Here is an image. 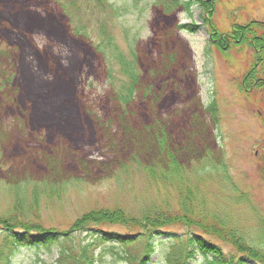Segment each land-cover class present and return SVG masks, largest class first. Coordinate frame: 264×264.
I'll return each instance as SVG.
<instances>
[{"label": "rangeland", "instance_id": "374dc122", "mask_svg": "<svg viewBox=\"0 0 264 264\" xmlns=\"http://www.w3.org/2000/svg\"><path fill=\"white\" fill-rule=\"evenodd\" d=\"M60 1L0 0V69L12 79L0 93V225L20 220L62 234L98 213L115 223L101 222L105 231L162 239L146 264H165L167 253L178 264H202L171 244L191 231L174 226L154 237L148 220L178 204L176 189L160 179L175 169L173 158L188 165L202 211L252 237L254 210L264 214V118L244 80L259 60L244 44L248 35L234 29L264 23V0H202L203 13L194 5L192 18L144 1L118 20L102 4L110 0ZM185 24L196 31L181 30ZM228 35L233 43L221 40ZM209 165L225 167L231 182L208 174ZM153 170L157 181L148 177ZM236 187L250 203L238 201ZM146 245L129 251L140 257ZM31 250L14 264H33ZM56 258L42 255L47 264Z\"/></svg>", "mask_w": 264, "mask_h": 264}, {"label": "trees", "instance_id": "16d2710c", "mask_svg": "<svg viewBox=\"0 0 264 264\" xmlns=\"http://www.w3.org/2000/svg\"><path fill=\"white\" fill-rule=\"evenodd\" d=\"M59 4H62L60 0H53ZM144 1H148L151 7L159 8V11L166 16L169 14H175L185 11L190 18L193 17L192 6L196 8L199 6L198 11L203 13V5L200 7L202 0H134L132 4L131 0L123 2L121 5H116L113 0L102 3L104 5H110L111 10L115 14V19L118 20V16L121 13L126 15L136 14L140 12V6ZM200 4V5H199ZM197 9V8H196ZM123 15V14H122ZM174 15V16H175ZM126 28V27H125ZM181 30L195 32L194 25H185L180 27ZM244 32L248 35L244 44H247L250 49L255 52L256 61L258 64L252 66L247 73L248 77L244 80V83H250V88L246 90V94L251 93L252 98H255L256 111L260 119L264 118V23L258 21L249 25L237 27L234 31ZM125 38L130 43L136 42V35H131L129 29H124ZM80 35V34H77ZM234 34L233 36H235ZM219 36V35H218ZM232 36V35H231ZM230 35L228 38L233 39ZM1 42H4L0 38ZM134 44V43H133ZM1 53L4 52L0 50ZM0 53V54H1ZM4 55V54H3ZM2 55H0L1 57ZM1 68V67H0ZM9 73L0 69V93H7L8 87L11 83ZM133 95L135 93L133 92ZM127 100V99H126ZM254 100V99H253ZM28 104L24 103L23 108H26ZM26 113H23V117ZM264 150V147H263ZM211 156V155H210ZM262 164L259 167V178L264 184V151L262 153ZM216 157H205V162L209 161L211 164L213 161L216 163ZM169 166L175 169L171 173H167L160 176L164 185L169 184L173 186L178 194V204L172 205L167 202L162 208H159L154 212L155 217L149 218L150 224L154 227L152 234L162 233L163 229L168 227L180 226L191 231L190 235L180 234L181 236H175V240L171 241L174 246H179L185 250L188 256L193 258L200 257L202 264H250L252 261L254 264H264V214L258 210H254L257 216V225L254 229L252 237L244 235L240 231L234 228L228 227L226 223H222L218 216H211L205 211H202L198 202L197 193L191 192L192 184L190 177L188 176V165L183 167L181 164H177L173 158H171ZM205 171L210 173H218L223 175L226 182L230 183V176L225 171V167L211 166ZM148 177L157 181L156 173L153 170L147 173ZM172 174L176 177L173 180ZM235 193L238 195L239 202H251V199L244 195L239 188H235ZM91 217H85L83 222H78L74 228L67 233H57L52 230H48L40 225H35L20 220H5L4 224L0 225V264H14V259L24 249H32L36 252L37 259L33 264H47L43 261L42 255L44 253L51 256L54 251L57 252V258L52 264H146L153 254V247H155L154 238L148 240L147 237H143V233H140L142 237L127 236V234L114 233L101 229L102 225H99L102 221L98 213H93ZM150 216V214H148ZM126 218V217H125ZM128 219V218H127ZM105 225H115L113 222H102ZM101 223V224H102ZM120 225H122L120 223ZM197 230L200 234L194 232ZM202 233L204 235H202ZM165 234V233H164ZM176 235V234H175ZM217 238L226 244H230L236 249V256H230L224 254L222 248L219 247L211 239L205 238ZM186 237V240H185ZM136 238V239H132ZM158 240V239H157ZM162 239L159 238L158 244H164ZM147 244L146 251L139 257L131 254L129 248L141 243ZM157 244V245H158ZM169 246V247H172ZM40 254V255H39ZM109 256V258H106ZM165 264H178L174 255L167 253Z\"/></svg>", "mask_w": 264, "mask_h": 264}, {"label": "water", "instance_id": "95a60500", "mask_svg": "<svg viewBox=\"0 0 264 264\" xmlns=\"http://www.w3.org/2000/svg\"><path fill=\"white\" fill-rule=\"evenodd\" d=\"M252 263V262H251Z\"/></svg>", "mask_w": 264, "mask_h": 264}]
</instances>
